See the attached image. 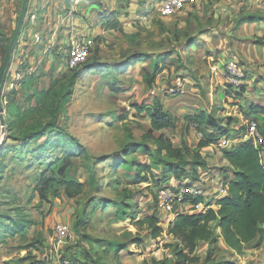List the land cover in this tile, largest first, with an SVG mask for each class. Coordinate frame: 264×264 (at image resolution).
I'll return each mask as SVG.
<instances>
[{
    "label": "rangeland",
    "instance_id": "obj_1",
    "mask_svg": "<svg viewBox=\"0 0 264 264\" xmlns=\"http://www.w3.org/2000/svg\"><path fill=\"white\" fill-rule=\"evenodd\" d=\"M71 1L30 3L28 15L35 10L39 37H31L24 27L4 95L18 91L16 101L27 108L30 104L25 103L26 96L17 82L35 73L40 78L35 86L48 87L52 79L69 69L72 42H90V59L75 68L79 77L60 116V125L85 148V154L72 158L68 173L84 184L83 193L70 198L61 187L57 198L41 201L37 187L42 178L55 176L51 163L62 158V151L51 147L40 151L47 137L29 146L7 143L9 133L0 121V213L34 222L27 233L0 234V264H64L73 262L71 259L82 264L89 256L95 261L92 264H115L116 259L123 264H145L154 258L177 264L176 249L180 246L168 234V226L164 224L166 231L154 239L140 221L152 214L163 219L156 209L157 191L168 186L162 183L165 180L173 187L184 178L192 180V166L186 165L185 177L178 179L169 172L174 159L147 154L156 149L152 138L145 137L150 135L152 119L138 107L152 106L155 98L160 100L164 111L177 119V125L153 136L164 134L176 148L190 150V163L195 153L201 154L198 128L189 124L190 110L210 112L224 125L232 119L234 130L260 116L264 133V115L247 108L250 103L264 104V85L259 87V83L264 84V62L247 65L236 55L245 77L234 85L226 77V63L233 59L232 53L222 54L208 47L213 39L219 45L229 44L236 38L240 23L264 16V0H199L198 5L168 18L158 15L157 3L162 0H82L79 5H71ZM21 9L22 0L0 6V71ZM208 32L212 34L201 37ZM94 63L101 65L102 71H90ZM156 69L159 73L152 87L146 75ZM178 80L182 84L177 93L166 94ZM229 90H233L232 97ZM220 143H216L218 147ZM220 161L206 162V167L197 171L208 188L217 180L216 173L223 180L232 173ZM143 165L150 169L139 173L137 168ZM212 165L217 167L210 169ZM59 225L70 229L61 247L53 244ZM214 227L219 236L220 229ZM263 244L260 240L247 245L239 256L219 242L208 262L210 246L199 243L193 264H264Z\"/></svg>",
    "mask_w": 264,
    "mask_h": 264
},
{
    "label": "trees",
    "instance_id": "obj_2",
    "mask_svg": "<svg viewBox=\"0 0 264 264\" xmlns=\"http://www.w3.org/2000/svg\"><path fill=\"white\" fill-rule=\"evenodd\" d=\"M256 21L258 18H248V22ZM255 44L264 45V38H257ZM100 67L101 65L96 63L90 64V71L95 69L102 71ZM158 73L159 69H156L155 73L146 75L147 82L152 87H154ZM78 77L79 74L76 69H68L61 77L52 79L48 87L40 89L35 86V83L40 79L35 73L25 76L24 79L17 82V85L21 87L26 96L25 103L30 104L27 108L16 101L18 91L13 90L9 94H3L2 101L6 113L5 126L9 133L6 138L7 143L15 141L29 146L39 143L47 137V141L40 144V151L45 152L49 147L53 151H62V158L51 163V169L55 176L42 178L37 187L41 201H46L52 197L57 198L61 187L65 188L66 195L70 198H76L83 193L84 184L70 178L68 173L72 158L85 154V148L77 137L60 125V116L65 112V107L69 103V97L73 93ZM113 89L117 91L115 90L117 88ZM5 102L7 103L5 104ZM138 110L145 112L152 119L150 135L145 137L152 138L156 149L147 152V154L149 156L157 154L160 157L164 155L169 159H174L175 163L170 164L169 172L175 174L178 179L185 177L184 174L187 173L185 166L191 165L192 180L199 181L197 171L207 165L199 152L195 153L194 162L190 163L187 157L190 150L176 148L164 134L153 136L154 132L175 128L177 119L164 111L162 103L157 98L153 100L152 106L144 105L138 107ZM250 111L257 115H264V107L258 105H251ZM190 120L189 124H196L198 130L204 134L203 139L199 141L198 150L216 144L222 137L230 135L228 127L224 126L215 115L198 112L190 116ZM244 129L243 126L241 131L230 136L235 138ZM261 131L263 133L262 125ZM263 152V148H257L251 142H244L234 150H224V158L233 168L234 178L233 180H225L229 188L228 194L217 199L216 206L218 209H210L206 213L178 214L175 220L168 225V234L177 239L180 246L176 249L177 264L195 263L197 261L195 255L200 242H207L210 246L207 261L213 259L220 237L215 233V225L216 228L220 229L221 237L226 244L239 256L243 255L247 245L253 243L258 237L264 241ZM57 165L60 167L58 168ZM149 169L145 165L137 168L139 173ZM2 173L1 168L0 175ZM147 180L148 178H143V181ZM168 182L169 180H165L162 183L168 185ZM201 201L203 198L196 199L195 203ZM33 223L32 220L14 218L8 213H0V234L4 237L13 236L20 232L27 233ZM140 224L148 227L154 239H158L166 231L162 220L155 214L147 216L140 221ZM118 255L119 251L116 257ZM71 260L76 263L75 260ZM92 262L95 261L89 256L82 264H92ZM115 264L123 263L116 259ZM145 264H167V262L154 258L150 263Z\"/></svg>",
    "mask_w": 264,
    "mask_h": 264
},
{
    "label": "built area",
    "instance_id": "obj_3",
    "mask_svg": "<svg viewBox=\"0 0 264 264\" xmlns=\"http://www.w3.org/2000/svg\"><path fill=\"white\" fill-rule=\"evenodd\" d=\"M199 4V0H163L161 5L157 8L159 17L168 18L173 17L183 10L191 6ZM92 54V46L87 41H73L69 51L68 68L75 69L85 64ZM226 77L229 83L239 85L240 81L245 77L244 68L237 60L231 59L226 63ZM181 82L178 80L166 93L174 95L181 88ZM13 87L15 85L13 84ZM156 90H153L155 93ZM7 102H5L6 104ZM191 128H197L194 123L190 124ZM198 138L201 140L204 137L203 132H197ZM244 142H251L255 147L264 149V134L261 131V123L259 120L249 121L246 129L238 136L231 137L224 136L221 139L220 146L224 150H234ZM264 156V152H263ZM228 186L225 180L219 178L213 187L208 188L204 185V180L192 181L185 179L178 187L164 186L157 191V211L159 215L164 216L162 220L163 225L172 223L178 214L184 213H206L210 209H216V201L219 198L228 194ZM211 191V193H210ZM212 197L211 200L207 199ZM203 198V201L195 203L196 199ZM70 233L69 227L66 225H59L56 229L53 238L54 246L61 247ZM52 245V244H51ZM53 247V246H52ZM55 252L59 253L58 250ZM64 264H76L70 261H64Z\"/></svg>",
    "mask_w": 264,
    "mask_h": 264
},
{
    "label": "crops",
    "instance_id": "obj_4",
    "mask_svg": "<svg viewBox=\"0 0 264 264\" xmlns=\"http://www.w3.org/2000/svg\"><path fill=\"white\" fill-rule=\"evenodd\" d=\"M32 1L33 0H31L30 3H32ZM44 1L45 0H39V2H44ZM81 1L82 0H73V1H71L72 2L71 5H79L81 3ZM162 1L157 3V5H158L157 8L161 5ZM261 1L263 2V0H261ZM11 2H13V0H0V6H4V8H5L6 6H9V4H11ZM46 7H47L46 4L43 5L44 9ZM93 7L94 6H91L90 9H92ZM30 8H31V5H30ZM41 10L42 9H38L37 11H41ZM92 11H93V9H92ZM257 11H260V9L259 10L257 9ZM34 12H35V10L33 12H31V11L29 12V15L27 16L28 18H27L26 23H25V27H26L25 30L28 28V30H27L28 35H31V37H33L32 35H36V36L39 37V35H37L39 33V31H38V23H36V21H34V20H37L35 15H33ZM87 12H90V11H87ZM252 15H257V14H248L249 17H251ZM263 17L264 16L260 15L259 18H258V21H256V22L243 21L242 23H240L239 27H237L236 30H235L236 38H234V40L232 42L230 41L229 44L219 45L216 42L215 39H213L214 40L213 42L209 41V43H208L209 44L208 47H210L209 49L212 50V51L214 49L218 50V51H222V54L230 52V53H232L233 59L236 60L237 59L236 57L239 56L242 59V61L245 64H247V65H255V64L257 65L258 63H263L264 62V45H258V44H254L253 43V41L255 39H257V38H264V19H263ZM81 25H82V23H81ZM25 30L23 31V33L25 32ZM208 34H212V33H210V32L202 33L201 37L206 36ZM33 39H34V41H36V38H33ZM24 44L25 45H29L28 42H24L23 45ZM35 44H37V43H35ZM211 45H214V46H211ZM58 63H59V60H58ZM59 68H60L59 71L62 72L63 71V69H62L63 67L61 66ZM262 85H264L263 82L259 83V87H261ZM229 91L230 92H227V93H228L229 96L232 97L233 96V92H232L233 90H229ZM235 94H236V92H235ZM225 99H227V98H225ZM251 105H258V106L264 107V104L261 103V102H259V103H250L249 106L247 107L249 110H250V106ZM190 111H191L190 112V116H193V115H195V114H197L199 112V111H196V110L195 111L190 110ZM208 114H211V113L209 112ZM258 115H261V114H258ZM256 119H259V121H260L261 118L259 116L258 118H253L252 120H256ZM252 120H247V123L249 121H252ZM233 122L234 121L232 119H229V122H228L227 125H224V123H222L224 126L228 127V131H229L230 135L237 134L239 131L242 130L243 126L246 129V125H247L246 122H244L243 126L239 130L232 129L231 126H232ZM159 135H161V134H159ZM198 144H199V142H198ZM220 147H218L217 144H212L209 147L201 149L200 152H201V155H202L203 159L207 163H212L213 161L221 160L220 161L221 163H223L226 167L232 169V173H230V175H226V176L229 177V179H227V180H233V178H234L233 168L231 167L230 163L224 158V154H223L224 149L222 147L221 148ZM216 167L217 166H213L212 165L209 168L210 169H215ZM231 174H232V176H231ZM220 175H221L220 173H216L217 180L212 182V187L218 181ZM185 179H190V178H184V180ZM192 181H194V180H192ZM181 183L182 182H179V185ZM168 185H170V184H168ZM217 209H218V207L216 206L215 210H217ZM263 228H264V226H263ZM219 236L220 237L218 239V243L221 242V243H224L226 246H228L226 244L225 240L223 239V237H221V231L219 232ZM260 240H261V238L258 237L251 244L258 243ZM200 243H207V242H200ZM233 253H236V252L233 251ZM244 257H246V256L244 255ZM241 263H243V262H241Z\"/></svg>",
    "mask_w": 264,
    "mask_h": 264
},
{
    "label": "water",
    "instance_id": "obj_5",
    "mask_svg": "<svg viewBox=\"0 0 264 264\" xmlns=\"http://www.w3.org/2000/svg\"><path fill=\"white\" fill-rule=\"evenodd\" d=\"M31 0H22V9L18 17L17 27L14 32V35L10 41V43L7 46L6 49V57L4 59L1 71H0V121L2 126H5V110L3 106V94L6 87V83L9 78V72L11 70L15 51L17 48V45L20 41L21 35L24 31L25 23L27 20L28 10L30 6Z\"/></svg>",
    "mask_w": 264,
    "mask_h": 264
}]
</instances>
